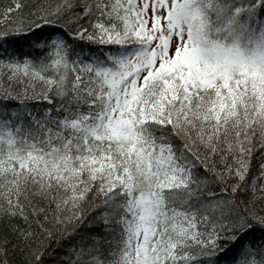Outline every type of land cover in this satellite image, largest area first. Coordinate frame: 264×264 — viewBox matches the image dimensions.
<instances>
[{
  "label": "snow or ice",
  "instance_id": "obj_1",
  "mask_svg": "<svg viewBox=\"0 0 264 264\" xmlns=\"http://www.w3.org/2000/svg\"><path fill=\"white\" fill-rule=\"evenodd\" d=\"M0 264H264V0H0Z\"/></svg>",
  "mask_w": 264,
  "mask_h": 264
}]
</instances>
